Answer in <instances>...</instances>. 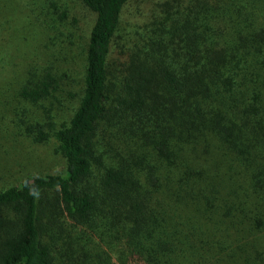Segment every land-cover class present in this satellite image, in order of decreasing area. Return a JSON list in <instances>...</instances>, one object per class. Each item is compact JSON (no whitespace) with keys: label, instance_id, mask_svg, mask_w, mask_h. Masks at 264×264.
<instances>
[{"label":"trees","instance_id":"1","mask_svg":"<svg viewBox=\"0 0 264 264\" xmlns=\"http://www.w3.org/2000/svg\"><path fill=\"white\" fill-rule=\"evenodd\" d=\"M76 1L96 16L80 103L24 127L66 167L0 189V264H264V0L165 2L124 58L130 0Z\"/></svg>","mask_w":264,"mask_h":264},{"label":"rangeland","instance_id":"2","mask_svg":"<svg viewBox=\"0 0 264 264\" xmlns=\"http://www.w3.org/2000/svg\"><path fill=\"white\" fill-rule=\"evenodd\" d=\"M170 1L130 0L112 56L124 58L122 52L147 32L150 22L164 16L163 4ZM95 17L76 0H0V189L65 169L57 140L36 142L24 127L44 122V108L52 109L58 126L74 114L83 94L86 45ZM47 70L61 83L54 97L37 104L22 98L19 90L30 73ZM99 137L103 141L102 133Z\"/></svg>","mask_w":264,"mask_h":264}]
</instances>
